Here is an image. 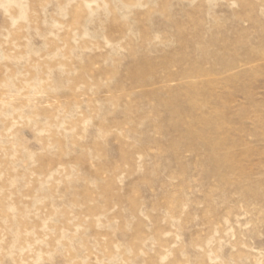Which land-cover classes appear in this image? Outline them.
<instances>
[{
	"label": "rangeland",
	"instance_id": "374dc122",
	"mask_svg": "<svg viewBox=\"0 0 264 264\" xmlns=\"http://www.w3.org/2000/svg\"><path fill=\"white\" fill-rule=\"evenodd\" d=\"M0 264H264V0H0Z\"/></svg>",
	"mask_w": 264,
	"mask_h": 264
}]
</instances>
